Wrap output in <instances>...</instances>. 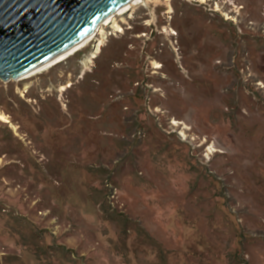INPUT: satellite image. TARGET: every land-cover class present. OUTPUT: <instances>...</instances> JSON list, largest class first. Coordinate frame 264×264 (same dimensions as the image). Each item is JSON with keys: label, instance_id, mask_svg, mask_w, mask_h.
Here are the masks:
<instances>
[{"label": "rangeland", "instance_id": "obj_1", "mask_svg": "<svg viewBox=\"0 0 264 264\" xmlns=\"http://www.w3.org/2000/svg\"><path fill=\"white\" fill-rule=\"evenodd\" d=\"M116 19L0 79V264H264V0Z\"/></svg>", "mask_w": 264, "mask_h": 264}, {"label": "water", "instance_id": "obj_2", "mask_svg": "<svg viewBox=\"0 0 264 264\" xmlns=\"http://www.w3.org/2000/svg\"><path fill=\"white\" fill-rule=\"evenodd\" d=\"M129 1L0 0V79L44 67Z\"/></svg>", "mask_w": 264, "mask_h": 264}, {"label": "bare ground", "instance_id": "obj_3", "mask_svg": "<svg viewBox=\"0 0 264 264\" xmlns=\"http://www.w3.org/2000/svg\"><path fill=\"white\" fill-rule=\"evenodd\" d=\"M147 0H131L129 2H127L126 4L122 5L119 9H117L115 12H112L111 14H109L102 22L100 23L95 30H93L87 38H84L83 40H81L78 44H76L73 48H71L70 50H68L67 52H65L63 55H61L60 57L52 60V62L48 63L47 65H45L44 67L40 68L37 71L25 74L17 79H11L12 80H16V81H21L24 79H28L38 73H40L41 71H44L45 69L49 68V67H53L54 65L61 63L63 60H65L69 55H72L73 53L75 54L76 51L80 50L82 47H84L87 43H91L93 39L96 38V36L99 34L100 36L105 37L106 36V32H104V27L106 26H110L112 29H115L117 32H121V27L118 25L117 23V19L120 17V20H124L125 16L128 15L130 12H132V10L138 6L140 3H145ZM202 3H204L206 0H201ZM144 5V4H143ZM171 30V34L176 35V31L173 29ZM97 32V33H96ZM154 68L155 69H160L162 66L159 63H154ZM69 87H71V85H68L66 87H63V90L68 89ZM0 121L4 122V123H10V121L8 120V118L6 116H4L1 112H0Z\"/></svg>", "mask_w": 264, "mask_h": 264}]
</instances>
